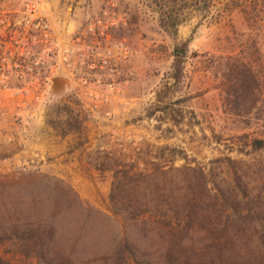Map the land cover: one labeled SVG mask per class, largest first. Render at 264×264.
I'll list each match as a JSON object with an SVG mask.
<instances>
[{"label": "rangeland", "instance_id": "1", "mask_svg": "<svg viewBox=\"0 0 264 264\" xmlns=\"http://www.w3.org/2000/svg\"><path fill=\"white\" fill-rule=\"evenodd\" d=\"M28 1L38 4L44 29L15 24L32 18L20 6ZM167 7L184 18L177 35L161 24ZM5 18L11 36H58L67 58L56 60L26 140L0 146V214H37L51 202L69 245L129 239L154 244L153 252L175 243L172 228L187 242L192 214L206 262L214 257L204 248L210 234L233 226L221 223L234 209L222 201L238 194L245 212L252 200L264 216V147L253 146L264 139V0H0ZM186 41L178 76L174 52ZM99 51L120 59L91 72L88 58ZM232 67L256 80L246 109L229 92ZM53 141L66 145L58 163ZM74 193L88 207L79 209ZM9 244L0 249L6 257L30 262Z\"/></svg>", "mask_w": 264, "mask_h": 264}, {"label": "trees", "instance_id": "2", "mask_svg": "<svg viewBox=\"0 0 264 264\" xmlns=\"http://www.w3.org/2000/svg\"><path fill=\"white\" fill-rule=\"evenodd\" d=\"M184 18L175 12L174 8L167 7V21L165 17L161 18L163 27L174 35L178 33L179 25ZM188 50V43L178 44L174 52V68L179 74L183 70V63ZM234 79L229 80V92L234 100L238 101L246 109L250 95L253 93L252 82H256L253 76L239 73L238 67H232ZM252 73V69H248ZM253 146L257 148L264 147V139H255ZM71 190V189H70ZM67 192L72 194V190ZM248 190L245 189V191ZM238 195V194H237ZM233 196L232 202L222 201L226 206H232L233 210L229 212L225 220L221 223L226 229L213 231L208 240V246L212 248L214 257L205 261L206 256H200L199 249L195 248V235L190 226L193 224L194 216L187 217L188 225L183 230V239L187 242L180 243L179 236L173 231L170 232L175 243L167 246L166 244L153 252V245H145L141 242L126 240L125 243H118L110 248H102L98 245L79 246L78 244H68L63 242L64 234L57 226L58 214L52 211L51 202L48 205L39 208L36 213L17 216L16 214H0V249L8 243L9 248L14 255L24 256L25 259H31L28 264H179L184 260L188 264H264V216H260L253 206H250L252 200H245L248 205L246 212L240 207L239 196ZM247 192V196L248 197ZM72 201L80 209L88 207L78 195L74 193ZM251 198V197H250ZM252 199V198H251ZM68 199H66L67 201ZM113 202L121 204L120 208L129 209L123 200L113 198ZM231 203V204H228ZM38 204V202H36ZM39 205V204H38ZM90 209H92L90 207ZM238 225H241L240 227ZM194 227V226H193ZM194 230V229H193ZM200 234V232H199ZM77 236H81L79 233ZM207 236V235H206ZM161 238V237H160ZM8 251V250H7ZM7 252L0 251V264H20L14 261V258L6 257ZM24 264V263H21Z\"/></svg>", "mask_w": 264, "mask_h": 264}, {"label": "built area", "instance_id": "3", "mask_svg": "<svg viewBox=\"0 0 264 264\" xmlns=\"http://www.w3.org/2000/svg\"><path fill=\"white\" fill-rule=\"evenodd\" d=\"M26 15L15 24H31L35 31L44 29L42 22H36L41 14L36 2H22ZM4 22V36H0V146L5 143H23L28 135V125L37 115L38 109L46 103L49 74L58 70L56 60L62 61L66 54H60L58 36H11L10 19ZM32 21V22H31ZM120 55L127 57L128 48L121 46ZM111 51H99L88 58V70L98 72L107 68L113 57ZM55 61V62H54ZM89 72V71H88ZM99 76V73H98ZM101 77V76H100ZM84 79V78H82ZM85 83L87 79H84ZM101 79H98L100 82ZM113 87L112 83L108 84ZM91 94V93H90ZM98 98V95H97ZM13 130L19 132L15 134ZM18 136H21L17 138Z\"/></svg>", "mask_w": 264, "mask_h": 264}, {"label": "crops", "instance_id": "4", "mask_svg": "<svg viewBox=\"0 0 264 264\" xmlns=\"http://www.w3.org/2000/svg\"><path fill=\"white\" fill-rule=\"evenodd\" d=\"M65 75H68V77H69L70 79H73V77H71V76H72L71 73H69V74H65ZM39 146H40V148L42 147L41 144H39ZM50 147H51L52 153L58 155V157H57V159H56V160H57V163H58L62 158L66 157V155H62V156H60V154H61L62 152L65 151V147H66L65 142H60V141H56V142H55V141H53ZM65 165H66V164H64V166H65Z\"/></svg>", "mask_w": 264, "mask_h": 264}]
</instances>
